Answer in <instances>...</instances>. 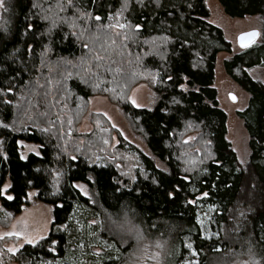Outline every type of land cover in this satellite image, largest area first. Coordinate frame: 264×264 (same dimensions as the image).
<instances>
[{
	"label": "trees",
	"instance_id": "1",
	"mask_svg": "<svg viewBox=\"0 0 264 264\" xmlns=\"http://www.w3.org/2000/svg\"><path fill=\"white\" fill-rule=\"evenodd\" d=\"M218 2L231 19L264 15V0ZM6 9L0 89L13 92L0 94V120L10 126L0 127V184L11 183L13 199L0 195V227L22 212L31 190L53 207V223L46 239L15 254L5 245L18 238L0 239V264H121L125 249L105 226L106 216L123 213L146 234L170 239L175 264L187 239L199 264H210L226 251V231L241 207L247 214L231 235L235 246L264 257V84L249 73L264 68V41L234 53L223 30L209 22L207 0H73L71 7L66 0H6ZM222 52L230 55L225 72L249 95L237 112L248 134L247 167L227 139L228 116L215 88ZM143 81L158 98L152 109L128 99ZM95 95L120 105L167 171L121 140L116 150L137 165L123 174L100 116L91 134L77 132ZM20 141L39 145L40 155L23 160ZM77 184L95 190L100 207ZM204 193L198 202L214 209L218 238L205 237L192 204Z\"/></svg>",
	"mask_w": 264,
	"mask_h": 264
},
{
	"label": "rangeland",
	"instance_id": "2",
	"mask_svg": "<svg viewBox=\"0 0 264 264\" xmlns=\"http://www.w3.org/2000/svg\"><path fill=\"white\" fill-rule=\"evenodd\" d=\"M208 8L211 17L209 22L223 30L226 40L232 45L234 53H240L242 48L238 46V37L248 31L258 30L260 38L257 42L264 41V15L256 17H246L244 19L229 18L218 2V0H207ZM6 0H4V7H0V27L4 22L6 12ZM228 53L222 52L218 56L217 66L215 69L216 80L215 88L218 91L220 107L226 112L228 116V136L227 139L232 143L233 149L238 156L240 165L247 167L249 161L248 149V134L244 129L241 120L237 117V112L243 111L247 108L249 95L246 94L241 87L234 83L228 76L224 69V61L229 58ZM79 63V62H78ZM251 77L256 82L264 84V68H255L249 70ZM235 96L236 100L233 101L232 97ZM129 101L134 100L133 104L138 109H152L157 103V95L154 90L146 83L141 82L133 87L130 91ZM139 105V107H137ZM105 119L107 147L110 148L112 156L118 161V166L123 174L133 173L137 165L135 164L136 158L127 153L118 152L116 149L119 147L121 140L137 147L140 151L147 156L154 159L158 168L167 171V168L157 158L153 157L150 149L145 143L142 135L137 133L133 126L128 122L127 117L122 111L119 104L114 102L107 95H95L89 98L88 108L77 132L81 135H89L95 130L94 120L96 117ZM102 138V137H101ZM0 141H2L0 139ZM103 138L101 143L103 144ZM21 158L26 160L30 154L39 153L40 146L20 141ZM3 142L0 143V155H3ZM243 161V163H241ZM5 185L11 187V183L7 182ZM77 188L81 193L88 197L92 204L100 207L97 194L95 190L90 189L85 184H77ZM10 187L7 188V194ZM87 193V195H85ZM37 191L31 190L28 192L27 203L23 207L22 212L18 215H13L12 221L8 227H0V239L8 237L18 238V242H9L5 248L10 253H17L26 245H37L42 240L46 239L50 232L53 223V207L46 205L37 199ZM6 198L7 196L4 195ZM204 195L199 196L197 201L193 200L192 204L197 206L198 223L202 227L205 237L218 238L213 228L214 209L198 202ZM251 196L247 199L251 200ZM253 199V198H252ZM1 206V203H0ZM233 226L226 231L227 247L224 248L223 254L220 257L211 259L210 264H253L258 260L252 253V250L237 249L235 246L237 239L232 237L236 234L241 227V220L245 218L246 209L241 207L238 211ZM106 232L116 241L119 242L122 250L125 249V254L122 258L121 264H175L171 257L173 249V242L163 236H152L146 234L144 228L137 224V220L129 217L126 213L123 215L114 216L112 218L106 216ZM9 232H20V236L5 235ZM43 237V239H41ZM142 237V238H140ZM28 239L36 240V243L29 244ZM235 239V240H234ZM159 243L160 246H157ZM191 244V248L188 245ZM9 249H17L15 252ZM186 250L183 258L176 264H199V256L189 239L186 240L184 245ZM158 254V255H157Z\"/></svg>",
	"mask_w": 264,
	"mask_h": 264
},
{
	"label": "snow or ice",
	"instance_id": "3",
	"mask_svg": "<svg viewBox=\"0 0 264 264\" xmlns=\"http://www.w3.org/2000/svg\"><path fill=\"white\" fill-rule=\"evenodd\" d=\"M66 2H67V5L69 7H71L72 4H73V0H66ZM0 7H4V0H0ZM5 10H7V9H5ZM43 18L44 19H48V17H43ZM94 19L96 21H100L101 17L97 15V16L94 17ZM124 26L125 25H123V24H118L117 25V27H119V28H123ZM27 27L28 28H32L33 26L31 24H28ZM52 27H55V22H53ZM140 27H141V25H139V24L136 25V28H140ZM4 31L6 32L7 31V28H5ZM49 32H51V28L49 29ZM73 35H75V34L73 33ZM245 35L256 36L257 33L252 32V33H248V34H245ZM243 40H244V37L242 36L241 37V43L242 44H243ZM243 46L244 47H247L248 45L247 44H243ZM84 47H88V45L85 44ZM11 92H13V89L12 88L0 89V94H6V93H11ZM2 99H3V96L0 95V100H2ZM233 99H236V97L233 96ZM3 102L8 103V104H11L12 103L10 100L3 101ZM132 103L135 104L136 102L133 100ZM137 107H139V105H137ZM0 127L8 128L10 126L8 124L4 123V121L0 120ZM41 131H48V129H41ZM0 143H2V141H0ZM37 155H39V153H37ZM73 159H75V157H73ZM241 163H243V161H241ZM8 187H10V186L9 185H4V184H0V195H6L7 196V199L11 200V199H13V197H12V195L7 194V188ZM85 195H87V193H85ZM203 195L207 196L208 194L207 193H204ZM5 235H8V236H13V235L20 236V235H22V233H20V232H9V233H6ZM140 238H142V237H140ZM41 239H43V237H41ZM27 242L29 244H34V243H36V240H34V239H28ZM50 243L51 244H55L56 242L55 241H50ZM157 246H160L159 243L157 244ZM188 247L191 248L192 247L191 244H189ZM9 250L15 252L17 249H9ZM253 264H264V257H261L259 260H255L253 262Z\"/></svg>",
	"mask_w": 264,
	"mask_h": 264
},
{
	"label": "water",
	"instance_id": "4",
	"mask_svg": "<svg viewBox=\"0 0 264 264\" xmlns=\"http://www.w3.org/2000/svg\"><path fill=\"white\" fill-rule=\"evenodd\" d=\"M252 32L257 33V35L256 36L245 35V34L252 33ZM242 36L244 37L243 44H247L248 45L247 47H244L243 44L241 43V37ZM260 36L261 35H260V32L258 30L248 31V32H245L243 34H240L238 37V46L242 49L249 48L250 46L257 43ZM232 100L235 101L236 99H233V97H232Z\"/></svg>",
	"mask_w": 264,
	"mask_h": 264
},
{
	"label": "crops",
	"instance_id": "5",
	"mask_svg": "<svg viewBox=\"0 0 264 264\" xmlns=\"http://www.w3.org/2000/svg\"><path fill=\"white\" fill-rule=\"evenodd\" d=\"M228 56H230V55H228ZM217 59H218V57H217ZM226 60V59H225ZM225 62V61H224ZM250 73V72H249ZM227 127H228V124H227Z\"/></svg>",
	"mask_w": 264,
	"mask_h": 264
}]
</instances>
